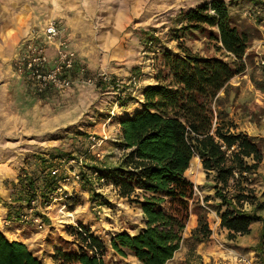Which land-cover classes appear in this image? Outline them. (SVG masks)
<instances>
[{
    "label": "rangeland",
    "instance_id": "374dc122",
    "mask_svg": "<svg viewBox=\"0 0 264 264\" xmlns=\"http://www.w3.org/2000/svg\"><path fill=\"white\" fill-rule=\"evenodd\" d=\"M209 1L0 0V26L7 23L21 27L22 32L38 31L46 20L57 19L89 73L103 72L125 83L132 77L139 80L135 91L124 87L123 97L109 88L89 85L34 97L18 84L11 70L0 71V82L6 81L5 86L0 83V231L7 239L25 244L42 264H53L55 251L78 250L81 244L76 233L78 227H84L106 245L105 264H136L130 256L115 255L109 241L118 232L132 233L141 227L140 209L132 202L134 196L121 198L112 181L97 180L92 168L115 166L122 158L125 151L119 122L140 109L145 87L162 82L167 73L164 52L177 53L181 44L202 58L233 60L207 33L179 30L184 25L178 20L180 13ZM222 1L228 5L234 25L249 40L245 71L231 79L222 109L236 127L233 132L245 133L260 146L262 161L247 187L256 197L257 215L264 219V66L258 64L264 60V0ZM144 32L157 40L148 41ZM25 38H20V44ZM196 163L197 170L193 166L187 170L193 174L186 171L195 199L202 202L209 197V205L216 203L212 182L206 180L198 158ZM54 168L59 169L54 180L69 194L67 201L59 193H48L34 200L32 212L25 203L19 207L14 202L18 193L12 183L17 185L19 177L41 173L47 177ZM77 171L80 178L76 182L72 174ZM9 211L12 214L7 217ZM208 214L209 240L212 247L219 248L221 262L203 263L193 257L190 264H245L238 259L258 264L253 249L261 222L252 223L248 235L229 239L228 232L219 229L215 212ZM21 215L27 217L24 222H20ZM37 217L41 229L30 221ZM186 252L183 246L168 264H186Z\"/></svg>",
    "mask_w": 264,
    "mask_h": 264
},
{
    "label": "trees",
    "instance_id": "16d2710c",
    "mask_svg": "<svg viewBox=\"0 0 264 264\" xmlns=\"http://www.w3.org/2000/svg\"><path fill=\"white\" fill-rule=\"evenodd\" d=\"M178 20L184 24L181 32L207 33L233 60L228 63L202 58L181 44L177 53H163L167 73L162 82L145 87L140 109L119 122L125 151L122 158L115 166L92 168L97 180L112 181L121 198L134 196L132 202L142 214L141 227L133 234L116 233L110 238L109 248L119 257L130 256L136 264H167L186 246L185 260L190 264L191 258L200 259L196 247L212 235L207 216L208 211H214L229 239L248 235L251 224L261 222L253 252L258 264H264V219L257 215L256 197L247 187L262 161L261 149L245 133L233 132L236 127L222 109L231 79L245 71L248 37L234 25L222 0L202 3L180 13ZM142 36L157 40L147 32ZM125 105L122 102L120 106ZM194 158L199 159L206 180L212 182L216 203L209 205V197L202 202L195 199L194 185L185 174ZM51 172L47 177L42 173L19 177L17 185L12 183L18 193L14 202L29 208L37 197L56 193L60 181H55ZM11 214L9 211L7 217ZM190 215L196 216V226L184 237ZM78 228V250L55 251L53 264H105L106 245L88 229ZM0 264L42 262L25 244L10 241L0 231Z\"/></svg>",
    "mask_w": 264,
    "mask_h": 264
},
{
    "label": "built area",
    "instance_id": "2783aa9c",
    "mask_svg": "<svg viewBox=\"0 0 264 264\" xmlns=\"http://www.w3.org/2000/svg\"><path fill=\"white\" fill-rule=\"evenodd\" d=\"M42 33V43H37L34 39L27 41L23 52L13 61L14 73L20 77L25 76L29 80L31 90L35 95H43L49 92L62 93L76 88L78 85L106 87L111 89L118 97H123L125 86H131V91L137 89L139 80L136 77H132L128 83H125L119 79H113L103 72L89 73L85 65H79L76 52L69 47L67 40L63 37L62 29L55 20H48ZM49 47L54 49L51 65L47 53ZM258 64L263 67L264 60L260 59ZM58 173L59 169L54 168L51 176L57 178ZM72 175L77 182L80 178L79 172H74ZM62 181L65 182L66 180ZM56 193H59L65 199L69 196L61 183H59ZM30 205L28 210L32 212L34 201ZM26 218V215H21L20 222H24ZM30 221L38 229L43 227L38 217L30 219ZM238 261L251 264L244 259H238Z\"/></svg>",
    "mask_w": 264,
    "mask_h": 264
},
{
    "label": "crops",
    "instance_id": "0c3cea01",
    "mask_svg": "<svg viewBox=\"0 0 264 264\" xmlns=\"http://www.w3.org/2000/svg\"><path fill=\"white\" fill-rule=\"evenodd\" d=\"M48 20L45 21L44 25L46 24ZM55 21L57 22L58 26L62 29L63 31V37L65 40H67L69 47L74 50L76 52L77 55V61L79 65H84V61L79 57V55L77 54V51L73 48L70 39H69V35L66 33L65 27L62 25L61 21H58L57 19H55ZM10 25V24H9ZM7 23L5 26L1 25L0 26V71H2V73H6V69L7 70H11V72L17 77V82L18 84L23 88H25L26 91H28L31 95H33L34 97H39L38 95H35L32 90H31V84L29 82V80L25 77V76H18L14 73L13 71V61L14 59L20 55L23 52L25 43L29 40L34 39L37 43H42L43 42V27L40 30H26V31H21V27H17V26H9ZM22 36H26V40L20 44V38H22ZM47 53L49 56V62L51 65V60L54 56V49L53 47H49L47 48ZM88 69V68H87ZM2 83V85H6V81H2L0 82ZM17 84V85H18ZM18 85V86H19ZM19 86V87H20ZM8 87V86H7ZM1 89V88H0ZM50 94H55L52 92L49 93H45L43 94L44 96H48ZM200 164V163H199ZM191 166H193L192 168H194L195 170H197V166L198 163H196V158H194L191 161ZM190 166V167H191ZM200 166V165H199ZM188 172V171H187ZM186 172V173H187ZM185 173V174H186ZM190 174H193L191 172H188ZM141 214V211H140ZM142 216V214H141ZM209 216V214H208ZM207 216V217H208ZM219 221V220H218ZM219 224V223H217ZM196 226V216L195 215H190L188 224L186 226V229L184 231V237H188L190 234V231ZM211 229V228H210ZM219 229H221L219 227ZM134 232H132L133 234ZM13 241V240H10ZM20 242V241H18ZM212 241H208L206 243H202L200 245H198L195 249V254L197 256L200 257V259L202 260L203 263H205L206 261H210V260H216L218 262H221V252L218 251L219 248H215L211 246ZM169 263V262H168ZM167 263V264H168Z\"/></svg>",
    "mask_w": 264,
    "mask_h": 264
}]
</instances>
